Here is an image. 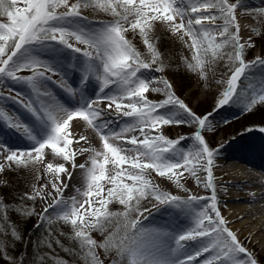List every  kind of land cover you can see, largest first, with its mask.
<instances>
[{"label":"snow or ice","instance_id":"1","mask_svg":"<svg viewBox=\"0 0 264 264\" xmlns=\"http://www.w3.org/2000/svg\"><path fill=\"white\" fill-rule=\"evenodd\" d=\"M242 6L243 0H0V18H4L0 22V84L12 81L30 93L25 99L20 92L9 97L0 92V101L11 99L34 118V123L28 124L0 106V126L22 132L33 145L20 151L0 141V155L9 166L27 167L44 163L48 154L53 160L60 158L70 162L73 169L82 170L83 189L77 188V196L65 198L63 192L68 185L61 180V174L71 180L72 173L65 163L47 162L45 172L53 178L55 195L49 192L46 196L44 185L34 187L21 199L52 198L40 214L41 221L70 225L74 233L70 239L78 242L84 264H103L98 250L105 257L115 254L111 264H197L205 254L208 255L200 264H258L227 227L218 208L212 170L216 153L202 135L204 130H212L211 113L198 116L175 95L169 80L144 75L145 71L162 73L166 69L152 37L159 22L191 49V61L185 60V66L201 79H207L209 66L220 60L226 59L231 66V76L220 81L226 87L217 100V109L239 102L241 91L250 93L245 110L264 103V76L255 87L250 82L244 89L239 88L246 73L257 66L264 67V59L244 60L246 45L240 42L235 15ZM89 9L112 19L90 21L83 15ZM246 11L254 12L258 22L264 18V8ZM130 31L140 36L146 53L128 39ZM253 31L260 34L258 29ZM69 53L79 56L70 57ZM66 64L80 72L79 88L67 82ZM25 71L30 75L20 74ZM92 80L98 84L95 99L87 98L84 92ZM50 82L58 84L70 97L79 95L78 106L58 102L49 90ZM149 91L165 99L150 101L146 96ZM104 101L107 104L101 107ZM113 106L118 117L128 118L118 131L111 129L112 121L105 118ZM76 120L97 132L101 149L70 147L86 140L82 135L73 140L70 129ZM173 124L197 126L191 147L181 146L186 137L174 140L162 134L163 126ZM259 130L264 132V127ZM154 131L157 134L153 135ZM84 153H89L88 159L77 165V155ZM4 167L0 164V172ZM202 171L206 173L203 180L199 175ZM153 172L185 192L189 190L181 181L187 173L197 186L203 183L206 190H211V195L183 198L171 194L155 182ZM145 201H154L156 211H179L189 219L190 226L180 232L145 227V212L152 214V209L143 207ZM113 203L122 210H111ZM49 209L54 210V218L48 215ZM7 210L0 200L4 219ZM16 210L24 216L36 214L34 208ZM9 228L10 233H4L0 221V235L10 234L19 241L21 235L15 225ZM92 232L104 239L98 242ZM6 248L0 245V254L6 255ZM7 258L10 262L13 259ZM50 258L53 264H67L60 258ZM38 259L44 264L43 256Z\"/></svg>","mask_w":264,"mask_h":264},{"label":"rangeland","instance_id":"2","mask_svg":"<svg viewBox=\"0 0 264 264\" xmlns=\"http://www.w3.org/2000/svg\"><path fill=\"white\" fill-rule=\"evenodd\" d=\"M230 2L235 3L236 0H230ZM259 8H264V0H243V6L237 8L235 12L238 27L240 25L243 26V28H239V36H246V38L249 39L250 44L253 45L249 47L248 43H246L244 54L245 62L254 61L256 58L264 59V45H261L264 44V18H260L258 22L257 19H254V12L249 14V12L246 11ZM83 15L93 22L112 19L110 16L100 12H94L91 9L84 10ZM3 21L4 19L0 18V22ZM217 23L220 22L217 21ZM253 29H258L260 34L257 35ZM232 31H236L235 27ZM127 37L132 40L142 53H146V48L138 34L130 31L127 33ZM152 37L153 40L157 42V48L162 54L166 69L162 73L155 72L154 70L145 71L144 75L148 78L163 77L169 80L173 86L175 95L183 100L184 103L198 116L203 117L211 113L209 120L211 122L212 130H204L202 135L205 137L209 147L215 150L216 154L222 156L228 150L237 148L240 153L251 157L254 161L264 164V132L259 130L264 127V119L262 118V114L264 113V103H257L251 111L245 110L244 104L250 99V93L245 95L243 91H241V99L239 102L230 103L219 109L216 107L217 100L226 87V83H221L220 81H227L232 74L231 66L226 62V59L220 60L214 65H210L209 70L207 71V79H201L198 73L189 71L186 68L185 60L191 61L192 51L183 41L180 40L178 35L172 34L162 23L157 22L154 26ZM240 39L244 38L240 36ZM185 41H188L190 44L187 37H185ZM70 55L71 54H69V56ZM153 67H155V65ZM262 76H264V67L257 66L251 73H246L245 77L241 78L239 88L241 90L244 89L250 82L253 87L257 86ZM146 96L150 101L154 102L165 99L162 94H157L151 91L146 93ZM184 118H187L186 114L184 115ZM196 130V125L173 124L163 126L162 134L167 138L174 140L186 137V139L181 140V146L189 148L195 143L192 137ZM155 134L157 133L154 131L153 135ZM5 139L8 138L5 137ZM20 141L29 142L27 140ZM16 144L15 141H7V146L11 147L13 150L26 151L33 147L32 143H30V147L27 149L24 146H16ZM48 152H50V150H46V153ZM46 161L57 163L60 161V158L53 160L51 155L46 154L44 163L22 167L14 164L9 166L3 156L0 157V164H4L5 166L4 171L0 172V200L7 205L8 209L6 213L7 219H4L5 213H0V221L4 224L3 232L10 233V224H14L18 229V224L21 222L20 220L27 222L32 219L34 220V223L31 225L33 230L30 234L33 236V239L29 241V245L24 246L23 249H18L16 248V240L8 237L9 241L11 239L13 243L7 247L6 255L0 254V264H12L13 262H10L7 257L13 258L15 255L20 258L16 261V264H20L21 259L24 261H30L33 259L34 261L39 262L40 260L38 258L41 256H43L45 260H52L50 257L57 258V253L55 251L52 252L50 250L48 255L47 252L44 251L45 248L49 247L48 239L52 237L53 240L56 241L57 239H55V237L57 235L63 237L65 240L62 241L60 245L61 250H63L62 255L64 257H69L67 264H84L80 259L82 252L79 249L78 242L70 239V237L74 235L71 226L64 224L62 221L49 224L47 219H45L42 222L40 214H42L45 209L42 207L43 199L39 197L35 200L21 199L25 194H31L34 187L41 188L44 185H47L46 188H43L45 195H47L49 187H51V183L54 181L50 174L45 172ZM85 161L86 159L81 156L75 160V163L79 165L85 163ZM153 174L156 173H152V177L155 180ZM261 176L264 178L263 171H261ZM160 179L165 180L166 178L160 177ZM76 180L77 175L73 178V182H71L73 186H76ZM155 182L162 190L170 192L162 182L156 180ZM170 193L181 197L189 195L188 192L179 191H173ZM195 193V195L202 196V189L197 187ZM210 195V193H207L204 197ZM153 203L155 202L145 201L143 207L152 208ZM18 208H34L36 214L31 216L20 215L16 210ZM110 209L118 211L122 210V206L118 203H113L110 205ZM154 210H152V216L149 217L148 221L143 222L144 226L147 228L160 227L169 230V226L171 225L166 224L165 220H160L156 216H167L172 219L170 214L174 209L164 208L160 211H156V209ZM154 213L155 215H153ZM48 215L54 218V210L49 209ZM7 235L10 236V234L0 236L4 237ZM91 235L98 242L104 239V237L97 232H92ZM28 239H30V237ZM98 251L103 264H111V260L114 258L115 254L112 253L111 256L105 257L102 250ZM247 251L249 250L247 249ZM259 251L260 254L264 255V245L260 246ZM72 257H76V259L73 258L72 260ZM256 261L258 264H264V258Z\"/></svg>","mask_w":264,"mask_h":264},{"label":"bare ground","instance_id":"3","mask_svg":"<svg viewBox=\"0 0 264 264\" xmlns=\"http://www.w3.org/2000/svg\"><path fill=\"white\" fill-rule=\"evenodd\" d=\"M239 28H243V26H240ZM240 36L244 38L240 39L241 43H245V45L246 42L248 44L250 43L249 39H247L246 36ZM74 56H79V54H74ZM77 73L81 78V74L78 70ZM20 74L30 75V73L27 71ZM67 76L68 78H70V83H75L76 76L74 74H70ZM54 80L58 81L57 78ZM55 88H58L59 90V87L55 85L53 86L50 82L49 90L54 93L56 100H58L62 95ZM9 89H11V91H9ZM85 90L89 92L87 98L95 99L96 92L98 91V84L96 83V85H93V83H91L90 81ZM0 92H2L5 97L15 96L17 92H20L24 95L25 99L30 94L29 90L25 86L13 83L12 81H7L4 84H0ZM78 102L66 105L69 107H76L78 106ZM106 104L107 101H104L100 106L104 107ZM0 106L5 107L10 114L19 117L24 122L28 124L34 123L31 119V115L21 106V104L16 103L11 99H7L0 101ZM114 112L115 111L113 106V109H108L109 115L105 118L112 121L110 125L111 129L118 131L123 123L127 120V118L118 117L117 114H114ZM70 131L74 134L72 137L74 141L78 140L81 135L86 137V140H80L79 143L74 142L70 146L71 148L79 149L81 147H94L98 150L102 148L101 141L97 132L94 129L89 128L84 122H81L79 120L73 121ZM11 132L16 139H12L11 136H9L8 139L0 136V141H3L6 145L7 141H15V143H17L16 146H24L26 149L30 147V141H20L22 140L21 138L17 140V137L15 135L16 132L13 130H11ZM136 135H139V133H136ZM140 138L142 139L143 137L141 136ZM81 156L87 160L89 153H84L83 155L78 154L76 159ZM0 157H2V155H0ZM58 163H65V167L68 169V172L72 173L71 180L68 179L67 174H61V180H63V182L68 185L66 190H64L63 192V196L65 198L77 196L78 194L76 189H83L84 187L83 177L82 181L76 188L71 184V182H73V178H75L76 174H78V167L76 169H73L70 162H64L62 159H60L57 164ZM212 170L218 208L223 218L227 221V227L237 236L241 245L249 250L248 252L251 253L254 259L262 260L264 258V255L260 254L259 248L260 246L264 245V178L261 176V171L264 172V164L258 161H254L253 159H251V157L240 153L237 148H233L228 150L222 156L215 154ZM153 175L155 177V180L162 182V184L170 192H185L177 188L172 182L168 181L167 179L161 180L160 177H158L156 174ZM199 175L203 180L206 176V173L202 171L199 173ZM181 182L184 184V187L189 190V195H195V189L197 187H200L202 189L203 197L207 193L211 194V190H206L203 186V183L197 186L195 180L188 176L187 173L185 174V178H183ZM49 192H52L53 195H55L54 190L51 187H49L48 193ZM189 195H185L182 197L186 198ZM195 196L202 197L200 195ZM51 203V197L43 199L42 207L45 208L48 204ZM200 203L203 204L205 202L201 201ZM170 216H172L174 220H170L167 216L156 217L160 220H165L166 222L173 224L172 226L174 227V229L170 231L180 232L181 230L186 229L190 226L189 219L179 211L175 209L172 210ZM188 243L190 246L193 245V242ZM191 250L192 249L190 247L189 251ZM207 255L208 254H205V256L200 257L197 264H199Z\"/></svg>","mask_w":264,"mask_h":264},{"label":"trees","instance_id":"4","mask_svg":"<svg viewBox=\"0 0 264 264\" xmlns=\"http://www.w3.org/2000/svg\"><path fill=\"white\" fill-rule=\"evenodd\" d=\"M261 45H264V44H261ZM262 118L264 119V113L262 114ZM16 218V217H15ZM1 220V219H0ZM3 221L5 222V220L3 219ZM21 222H19V224H18V232L20 233V235H21V239L18 241V242H16L15 241V243L17 244L16 246V248H18V249H23L24 248V246H27V245H29V241L30 240H32L33 239V236L32 235H30L31 234V232L29 231L30 230V227H31V225L34 223V220L32 219V220H30V221H22V220H20ZM8 237H11V236H9V235H7V236H4V237H1L0 236V245H6L7 247H9V245L11 244V243H13V241H11V239H10V241H9V238ZM30 237V239H28ZM55 239H57L56 241L55 240H53V238L51 237V238H49L48 240V248H45V252H47V255L49 254V251L51 250L52 252L53 251H55L57 254V258H60V260L61 261H63V262H68V260H69V257L68 256H63L62 255V253H63V250H61V245H60V243L62 242V241H65L64 239H63V237H61V236H56L55 237ZM6 249H8V248H6ZM44 252V253H45ZM44 255H46V254H44ZM46 255V256H47ZM30 256V255H29ZM28 257V256H27ZM48 257V256H47ZM73 258L74 259H76V257H72V260H73ZM20 258L18 257V256H14L13 257V259H12V264H16V261L17 260H19ZM52 261L53 260H49V259H47V260H45L44 259V264H53L52 263ZM74 262V261H73ZM20 264H21V260H20ZM23 264H40V261L39 262H37V261H34L33 259L32 260H30V261H24L23 260Z\"/></svg>","mask_w":264,"mask_h":264}]
</instances>
